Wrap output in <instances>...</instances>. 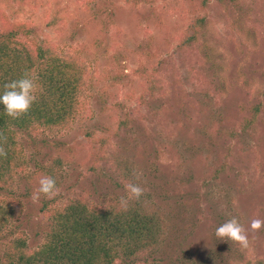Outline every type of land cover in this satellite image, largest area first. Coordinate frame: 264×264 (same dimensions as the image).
<instances>
[{
  "label": "rangeland",
  "instance_id": "rangeland-1",
  "mask_svg": "<svg viewBox=\"0 0 264 264\" xmlns=\"http://www.w3.org/2000/svg\"><path fill=\"white\" fill-rule=\"evenodd\" d=\"M237 6L0 0V31L10 22L30 24L40 45L79 57L87 70L69 126L16 135L20 168L0 196L24 205L18 232L30 251L45 242L55 207L122 196L113 165L125 160L142 173L137 181L131 172L128 183L142 185L143 199L166 222L162 248L153 255L159 264H264V228L249 231L248 249L215 235L232 217L246 229L254 217L264 219V0ZM202 17L213 51L208 55L199 44L181 47ZM258 104L257 123L244 130L248 108ZM45 175L55 179L59 194L33 202ZM44 202L50 203L46 213ZM11 243V236L0 241V255Z\"/></svg>",
  "mask_w": 264,
  "mask_h": 264
},
{
  "label": "trees",
  "instance_id": "trees-1",
  "mask_svg": "<svg viewBox=\"0 0 264 264\" xmlns=\"http://www.w3.org/2000/svg\"><path fill=\"white\" fill-rule=\"evenodd\" d=\"M218 1L222 5L230 1L239 10L240 0ZM5 18H2L4 23ZM193 31V35L181 42V47L199 44L200 51L207 50V55L213 52L205 17L194 23ZM32 33L31 25L27 23L10 22L0 31V94L5 83L20 78L25 72L37 84V100L23 118L12 119L0 104V135L7 138L6 143L0 138V144L8 153L7 158L0 157V191L7 190L20 168L14 149L16 135L41 127L69 126L79 109L81 89L86 85V65L79 57L60 54L55 47L40 45ZM245 108L241 105V111L246 112ZM261 108L259 104L248 108L252 112L244 117V130L257 123ZM113 167L122 181L123 195H114L102 204L71 200L64 207L52 208L53 219L46 227L45 242L34 251L29 250L26 238L18 232L24 205L22 202H6L1 195L0 241L11 236L12 243L0 255V264H115L117 261L122 264H159L153 255L162 248V239L166 235L165 219L153 205L145 202L143 196L139 201H129L126 210L121 208L120 198L127 197L125 184L131 172L133 174V164L115 160ZM122 173H125L123 178ZM49 204L44 202L43 213L49 210ZM146 252L148 256L145 254L146 260L142 262L140 255ZM199 264L208 262L202 260Z\"/></svg>",
  "mask_w": 264,
  "mask_h": 264
},
{
  "label": "clouds",
  "instance_id": "clouds-1",
  "mask_svg": "<svg viewBox=\"0 0 264 264\" xmlns=\"http://www.w3.org/2000/svg\"><path fill=\"white\" fill-rule=\"evenodd\" d=\"M37 84L34 78L30 77L28 72L15 80H11L4 84V91L0 94V104H3L6 114L12 119H21L27 115L33 104L37 100ZM3 139L7 142L6 137ZM7 151L2 144H0V157L7 158ZM133 175L137 181L141 179L142 173L134 170ZM39 187L33 192V202H39L41 195L46 199H53L58 194L60 189L57 187L56 181L51 176H42L39 179ZM125 191L127 197L120 198V206L127 209L129 201H139L144 195L145 189L140 183L129 182L125 184ZM264 228V219L254 217L250 221V229H246L236 217L227 220L215 230L217 239L224 241H231L237 244L241 249H248L250 247L249 231L252 234L259 233Z\"/></svg>",
  "mask_w": 264,
  "mask_h": 264
}]
</instances>
